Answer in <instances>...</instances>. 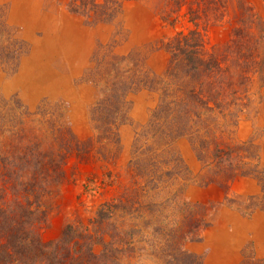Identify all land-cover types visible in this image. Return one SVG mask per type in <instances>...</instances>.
Segmentation results:
<instances>
[{
	"label": "rangeland",
	"instance_id": "374dc122",
	"mask_svg": "<svg viewBox=\"0 0 264 264\" xmlns=\"http://www.w3.org/2000/svg\"><path fill=\"white\" fill-rule=\"evenodd\" d=\"M70 2L0 0V152L25 153L40 138L44 149H70L73 155L83 149L88 156L85 163L75 156L69 161L67 174L76 184L70 181L44 197L51 208L44 231L48 242L78 213L87 223L102 202L138 186L134 151L157 99L148 90L129 88L134 63L161 72L168 60L163 41L185 28L165 26L167 0H125L104 20L72 12ZM230 36L229 22L212 25L208 47L223 46ZM253 95L250 111L224 133V141L238 146L245 173L226 179L213 147L201 159L187 138L175 141V157L164 166L167 182L150 191L153 197L145 194L139 211L121 215L120 221L138 231L133 252L123 255L121 264H164L150 251L161 241L153 223L166 215V198L175 193L209 222L200 240L186 243L203 264H264V88ZM116 106L124 112L113 115ZM91 119L124 120L109 141H99ZM86 184L105 187L91 197Z\"/></svg>",
	"mask_w": 264,
	"mask_h": 264
},
{
	"label": "trees",
	"instance_id": "16d2710c",
	"mask_svg": "<svg viewBox=\"0 0 264 264\" xmlns=\"http://www.w3.org/2000/svg\"><path fill=\"white\" fill-rule=\"evenodd\" d=\"M124 1L71 0L70 9L104 20L117 13ZM162 20L165 26L185 28L163 41L168 60L161 72L143 71L138 61L134 63L135 78L129 88L148 90L157 99L134 151L138 153L132 168L138 186L102 202L87 223L78 213L60 237L48 242L44 231L51 208L44 197L71 181L67 170L72 157L85 163L88 156L83 149L75 155L70 149H44L40 138L25 153L0 152V264H121L122 256L133 252L138 232L120 221L121 215L139 211L145 194L152 196V189L167 182L164 166L175 157L173 144L181 138L190 141L201 159L213 147V160L226 172V179L245 173L238 146L224 141V135L250 111L254 89L264 88V0H167ZM223 22L230 23L229 40L208 47V28ZM123 83L117 81L118 86ZM123 112L120 106L111 109L113 115ZM123 120L91 119L96 139L109 141ZM76 181L74 177L71 182ZM104 184H86V195L96 196ZM177 199V193L166 198V215L153 223L154 236L161 241L150 251L164 264H203L186 243L200 240L209 222ZM177 213L183 218H175Z\"/></svg>",
	"mask_w": 264,
	"mask_h": 264
}]
</instances>
